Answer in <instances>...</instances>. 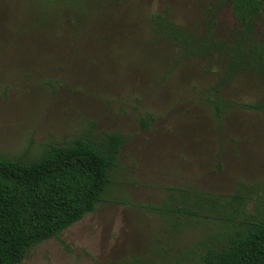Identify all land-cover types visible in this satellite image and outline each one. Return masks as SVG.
<instances>
[{"label": "rangeland", "instance_id": "374dc122", "mask_svg": "<svg viewBox=\"0 0 264 264\" xmlns=\"http://www.w3.org/2000/svg\"><path fill=\"white\" fill-rule=\"evenodd\" d=\"M215 0H0V155L31 161L51 145L107 133L127 137L96 210L28 251L21 264H203L197 244L219 236V219L179 229L162 206L195 188L249 197L264 212V99L253 73L221 88L219 51L187 55L159 35V14L193 34ZM235 27L226 3L218 39ZM255 28L264 41V10ZM144 121L147 122L145 126Z\"/></svg>", "mask_w": 264, "mask_h": 264}, {"label": "trees", "instance_id": "16d2710c", "mask_svg": "<svg viewBox=\"0 0 264 264\" xmlns=\"http://www.w3.org/2000/svg\"><path fill=\"white\" fill-rule=\"evenodd\" d=\"M226 3L232 8L235 27L229 39H218V15ZM263 10L264 0H215L205 6L201 34L161 14L155 17L157 33L182 45L187 55L217 50L224 56V75L214 87L219 119L221 88L232 78L253 73L264 84V41L255 28ZM248 107L264 110V99ZM126 141L123 134L107 133L102 145L79 138L70 144L51 145L31 161L0 155V264H21L35 245L58 237L94 212L104 199L110 170ZM173 191L180 194L173 197L172 193L171 203L141 207L166 215L175 229L185 215L189 221L219 219L221 234L197 244L203 264H264V212L243 214L249 200L246 194H207L195 188ZM138 262L143 264L142 259Z\"/></svg>", "mask_w": 264, "mask_h": 264}]
</instances>
